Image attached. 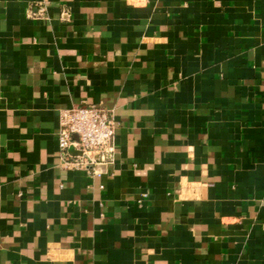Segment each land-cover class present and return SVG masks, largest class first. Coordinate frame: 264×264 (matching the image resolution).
I'll list each match as a JSON object with an SVG mask.
<instances>
[{
  "label": "crops",
  "instance_id": "crops-1",
  "mask_svg": "<svg viewBox=\"0 0 264 264\" xmlns=\"http://www.w3.org/2000/svg\"><path fill=\"white\" fill-rule=\"evenodd\" d=\"M0 264H264V0H0Z\"/></svg>",
  "mask_w": 264,
  "mask_h": 264
},
{
  "label": "built area",
  "instance_id": "built-area-1",
  "mask_svg": "<svg viewBox=\"0 0 264 264\" xmlns=\"http://www.w3.org/2000/svg\"><path fill=\"white\" fill-rule=\"evenodd\" d=\"M116 123L102 107L88 105L60 111L57 148L65 169L97 175L96 167L112 163ZM73 150L76 155L69 153Z\"/></svg>",
  "mask_w": 264,
  "mask_h": 264
},
{
  "label": "water",
  "instance_id": "water-1",
  "mask_svg": "<svg viewBox=\"0 0 264 264\" xmlns=\"http://www.w3.org/2000/svg\"><path fill=\"white\" fill-rule=\"evenodd\" d=\"M69 153L72 155H76V153L73 150H70Z\"/></svg>",
  "mask_w": 264,
  "mask_h": 264
}]
</instances>
